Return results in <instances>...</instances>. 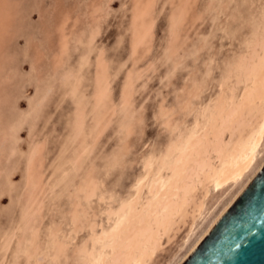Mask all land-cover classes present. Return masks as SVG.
Wrapping results in <instances>:
<instances>
[{"label": "rangeland", "instance_id": "1", "mask_svg": "<svg viewBox=\"0 0 264 264\" xmlns=\"http://www.w3.org/2000/svg\"><path fill=\"white\" fill-rule=\"evenodd\" d=\"M1 2L0 264H81L90 227L110 223L146 159L235 83L234 62L264 36V0ZM186 227L150 264L169 260ZM53 237L65 245L58 260Z\"/></svg>", "mask_w": 264, "mask_h": 264}, {"label": "bare ground", "instance_id": "2", "mask_svg": "<svg viewBox=\"0 0 264 264\" xmlns=\"http://www.w3.org/2000/svg\"><path fill=\"white\" fill-rule=\"evenodd\" d=\"M2 5L0 25L5 21ZM238 57L234 62L235 83H223L213 107L204 113L205 121L194 120L193 127L160 157L149 155L132 194L117 208L107 210L110 223L98 232L90 227V245L85 242L78 251L81 264H150L162 244H168L187 225L177 251L165 263L181 264L257 174L264 164V36L255 38L247 55ZM241 82L236 95L235 85ZM95 187L88 182L84 197L92 195ZM216 190H221L220 196L207 205L208 194ZM28 215L30 218L31 213ZM70 221L73 229L82 226L77 209ZM34 237L29 246L34 244ZM64 246L58 239L52 241L54 260ZM25 252L30 257L29 250Z\"/></svg>", "mask_w": 264, "mask_h": 264}, {"label": "water", "instance_id": "3", "mask_svg": "<svg viewBox=\"0 0 264 264\" xmlns=\"http://www.w3.org/2000/svg\"><path fill=\"white\" fill-rule=\"evenodd\" d=\"M181 264H264V164Z\"/></svg>", "mask_w": 264, "mask_h": 264}]
</instances>
